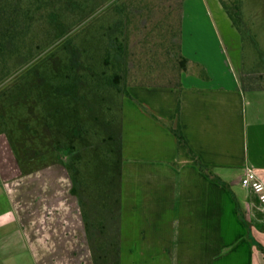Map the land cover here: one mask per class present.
Masks as SVG:
<instances>
[{
    "label": "crops",
    "instance_id": "crops-1",
    "mask_svg": "<svg viewBox=\"0 0 264 264\" xmlns=\"http://www.w3.org/2000/svg\"><path fill=\"white\" fill-rule=\"evenodd\" d=\"M216 29L205 0H183L181 51L208 78L191 67L179 89L130 86L121 101L120 264H264V209L241 185L247 168L264 183V86L246 82ZM177 107L218 181L180 158ZM73 185L58 162L21 171L0 136L1 264H93Z\"/></svg>",
    "mask_w": 264,
    "mask_h": 264
},
{
    "label": "rangeland",
    "instance_id": "rangeland-1",
    "mask_svg": "<svg viewBox=\"0 0 264 264\" xmlns=\"http://www.w3.org/2000/svg\"><path fill=\"white\" fill-rule=\"evenodd\" d=\"M38 1L29 37L33 57L20 59L18 72L0 82V136H5V154L16 156L21 171L49 168L54 162L70 170L93 264H120L124 96L104 85L102 74L107 28L113 22L112 29L118 27L115 2ZM205 1L228 59L236 69L242 60L249 85L264 86V0H223L227 10L219 0ZM182 3L140 0L139 9H133L138 21L131 26L130 37L135 58L147 56L152 42L145 37L151 34L152 23L168 10L176 18ZM152 35L158 39V32ZM113 59L123 60L117 52Z\"/></svg>",
    "mask_w": 264,
    "mask_h": 264
},
{
    "label": "trees",
    "instance_id": "trees-1",
    "mask_svg": "<svg viewBox=\"0 0 264 264\" xmlns=\"http://www.w3.org/2000/svg\"><path fill=\"white\" fill-rule=\"evenodd\" d=\"M113 1L115 2L113 12L118 27L116 30L112 29L113 22L107 28L109 34L103 46L102 58L104 85L111 86L121 96H127L129 87L137 85L170 86L179 89L181 74L189 72L191 67H197L198 74L204 79L208 78L202 66L182 54L181 10L176 18L173 16V19L171 18L172 11L168 10L162 18L152 23L151 34H146L145 37L146 41L150 38L152 42V45L147 47V53H145L147 56L135 58V52L130 47V37L132 35L131 26L138 21L133 9H139L140 0ZM219 1L227 10L223 0ZM36 4L37 0H0V82L18 72L21 67L20 59L28 61L33 57L29 37L32 12L38 9ZM182 4H180V9H182ZM230 18L232 19L231 14ZM152 32H158V39L153 37ZM70 40L72 41V38ZM50 44L53 45V42ZM52 45H49L48 49ZM114 52L122 56L121 63L113 59ZM158 55L163 56L162 59ZM141 73H143L142 78L139 77ZM169 128L176 138L180 158L196 166L211 180L218 181L213 167L204 164L190 150L180 125L178 107ZM69 172L72 177V172L70 170Z\"/></svg>",
    "mask_w": 264,
    "mask_h": 264
},
{
    "label": "built area",
    "instance_id": "built-area-1",
    "mask_svg": "<svg viewBox=\"0 0 264 264\" xmlns=\"http://www.w3.org/2000/svg\"><path fill=\"white\" fill-rule=\"evenodd\" d=\"M241 185L252 189L257 194L259 203L264 209V183L252 168H247L241 179Z\"/></svg>",
    "mask_w": 264,
    "mask_h": 264
}]
</instances>
